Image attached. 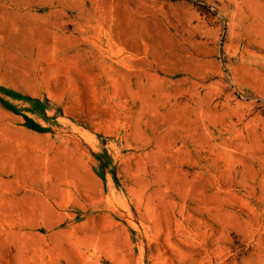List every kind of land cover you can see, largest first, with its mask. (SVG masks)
<instances>
[{
    "label": "rangeland",
    "instance_id": "374dc122",
    "mask_svg": "<svg viewBox=\"0 0 264 264\" xmlns=\"http://www.w3.org/2000/svg\"><path fill=\"white\" fill-rule=\"evenodd\" d=\"M0 264H264V0H0Z\"/></svg>",
    "mask_w": 264,
    "mask_h": 264
},
{
    "label": "trees",
    "instance_id": "16d2710c",
    "mask_svg": "<svg viewBox=\"0 0 264 264\" xmlns=\"http://www.w3.org/2000/svg\"><path fill=\"white\" fill-rule=\"evenodd\" d=\"M32 101H35V102H40V99H32V98H30ZM32 111H35L33 108H32ZM24 117L29 121L30 120V118L28 117V116H26V115H24ZM28 127H30V128H34L33 126H31V124H26Z\"/></svg>",
    "mask_w": 264,
    "mask_h": 264
}]
</instances>
